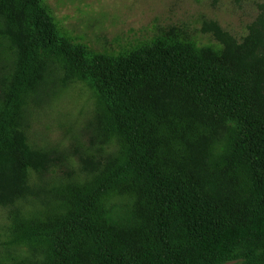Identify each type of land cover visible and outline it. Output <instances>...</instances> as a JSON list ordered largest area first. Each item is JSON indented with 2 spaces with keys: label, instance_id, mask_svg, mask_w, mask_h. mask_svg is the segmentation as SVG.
<instances>
[{
  "label": "trees",
  "instance_id": "16d2710c",
  "mask_svg": "<svg viewBox=\"0 0 264 264\" xmlns=\"http://www.w3.org/2000/svg\"><path fill=\"white\" fill-rule=\"evenodd\" d=\"M44 0H0V264H222L264 255V0L236 38L169 27L118 52L71 38ZM81 86L77 171L27 135ZM82 147V146H81Z\"/></svg>",
  "mask_w": 264,
  "mask_h": 264
},
{
  "label": "rangeland",
  "instance_id": "374dc122",
  "mask_svg": "<svg viewBox=\"0 0 264 264\" xmlns=\"http://www.w3.org/2000/svg\"><path fill=\"white\" fill-rule=\"evenodd\" d=\"M263 0H44L60 27L73 39L93 50L118 52L151 39L163 29L185 30L199 44L212 42L202 34L203 24L215 21L236 38L246 33ZM30 113L27 135L30 142L50 150L54 158L44 181L66 178L77 171L78 154L87 146L86 121L91 101L86 90L75 86L59 92ZM82 146V147H81ZM6 210L0 207V256L6 253ZM222 264H264L258 259L237 256Z\"/></svg>",
  "mask_w": 264,
  "mask_h": 264
}]
</instances>
